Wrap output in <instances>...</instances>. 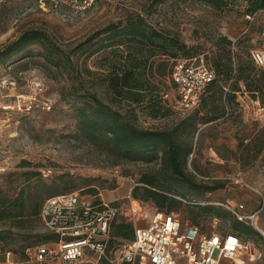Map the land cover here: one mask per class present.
<instances>
[{
    "label": "rangeland",
    "instance_id": "obj_1",
    "mask_svg": "<svg viewBox=\"0 0 264 264\" xmlns=\"http://www.w3.org/2000/svg\"><path fill=\"white\" fill-rule=\"evenodd\" d=\"M151 2L89 0L90 4L79 10L63 7L55 11L44 9L40 0H0V50L27 30L46 31L60 48L71 54L78 70L86 66L94 72L87 74L83 70L84 86L122 112L129 110V106L111 101L101 83L95 81L101 72L98 62L103 52L87 57L88 52L83 49L89 43L94 48L100 38L98 32L128 15H142L154 28L172 32L181 42L197 50L191 57L180 56L179 59L198 58L211 65L218 53L220 36H226L235 44L232 48L236 57L246 58L242 53L244 46L249 50H264V11L244 16V3L240 0L222 11L196 0H163L152 7ZM84 43L87 44L81 45ZM29 48L34 54L29 59L36 63L29 70L14 73V65L0 66V190L10 197L22 189L29 195L36 190L35 195L43 201L52 187L60 191L69 189L67 192L93 185L102 192L104 200L116 201L124 212L129 202L125 195L129 192L130 180L138 182L143 174L157 172L158 163L131 162L111 166L103 155L75 138L74 111L70 106L74 99L68 97L70 103H66L62 92L68 91L81 78L75 70L68 75L63 67H47L37 55L39 46L33 44ZM235 62L238 64L237 58ZM166 83L164 88L171 98L172 88L168 81ZM241 88L242 92L236 95L238 105L213 123L200 126L192 139L194 152L190 155L188 170L197 182L223 186L202 197L189 194L180 198L183 204L172 212L180 220H186L187 206L191 203L212 204L228 211L238 209L246 217L241 222L261 235L245 240L240 237L248 245L246 255H256L252 264H264V156H257L253 148L259 138L264 139V120L257 116L254 101L258 100L262 106L264 102L253 98L244 86ZM26 101H32L29 111L8 107ZM172 110L169 116L156 119L137 111L136 123L156 130L171 128L186 116L177 109ZM23 172L40 175L27 182L22 177ZM140 205L149 215L155 208L151 202H140ZM254 214L255 218H248ZM120 220L127 219L121 215ZM199 223L208 232L231 231L228 219L205 216ZM0 230L12 236L8 243H0L2 252L10 251L22 264H38L25 257L27 247L23 246H33L37 242L34 236L44 233L39 220L28 222L23 230L14 228L9 222L0 223ZM127 243L128 240L122 239L117 249H123ZM13 249L18 252L14 253ZM118 256L119 252L113 254L114 264H121Z\"/></svg>",
    "mask_w": 264,
    "mask_h": 264
},
{
    "label": "trees",
    "instance_id": "obj_2",
    "mask_svg": "<svg viewBox=\"0 0 264 264\" xmlns=\"http://www.w3.org/2000/svg\"><path fill=\"white\" fill-rule=\"evenodd\" d=\"M162 1L152 0L150 6ZM196 1L214 10L222 11L239 0ZM240 2L244 3V16L250 17L259 11H264V0H240ZM97 35L100 38L95 42L96 46L92 48L93 45L88 42L83 50L88 52L87 57L103 52L98 62L101 72L95 81L101 83L111 101L129 106V110L125 112L114 109L95 91L84 86L83 70L87 74L94 72L86 66L78 70L71 60V54L60 48L46 31L27 30L2 48L0 66L14 65L12 68L14 73L29 70L32 64H36L29 59L34 55L29 47L34 44L39 46L40 52L37 55L42 57L47 67H63L68 75L75 70L74 73L79 75L81 81L72 85L68 91L62 92V98L66 103H70L68 97L74 99L70 104L74 111V137L103 155L111 166L131 162L158 163L157 172L143 174L139 178L138 182L142 185L133 188L134 199L151 202L155 209L170 213L183 204L180 198L184 199L189 194L202 197L221 188L223 185L220 183L210 185L197 182L188 170V161L194 152L192 139L200 126L213 123L229 114V110H233L238 105L236 95L237 92H242V86L253 98H260L264 102V68L255 65L251 58V50L244 46L242 53L246 54V58L241 55L236 57L232 48L235 44L226 36H220L217 42L218 53H215L211 65H208L214 71L215 79L205 87L198 106L189 112H183L174 107L171 101L173 96L169 98L164 86L168 81L173 93L170 74L174 62L180 56L191 57L190 55L197 50L181 42L172 32L154 28L140 14H131L124 20L110 23ZM85 44L87 43L81 45ZM238 46H240L239 42ZM236 58L238 64L235 62ZM230 81V91L225 92L224 86ZM173 108L185 113L186 116L171 128L156 130L140 127L136 123L137 111L156 119L169 116ZM253 148L257 156H264V139L259 138ZM39 175L38 172H23L22 177L30 182ZM66 190L60 191L57 187H52L43 201L56 194L75 191L65 192ZM83 191L98 192L93 185ZM34 192L29 195L22 189L16 196L10 197L0 190V223L9 222L14 228L23 230L28 222L38 220L41 222L39 213L43 201ZM187 207L188 218L202 230L204 228L200 226V218L212 216L228 219L231 231L244 240L255 235L261 237L255 228L239 221L231 211L219 206L191 203ZM34 237L37 238V242L33 246L23 247L33 248L54 238L47 233L36 234ZM133 237L132 223L115 222L111 230L109 248L115 250L119 241L124 239L130 242ZM11 239V235L0 230V243H8ZM13 252L17 253L18 250L13 249ZM25 257H27L26 251ZM96 264L111 263L101 259ZM121 264L128 263L121 262Z\"/></svg>",
    "mask_w": 264,
    "mask_h": 264
},
{
    "label": "built area",
    "instance_id": "obj_3",
    "mask_svg": "<svg viewBox=\"0 0 264 264\" xmlns=\"http://www.w3.org/2000/svg\"><path fill=\"white\" fill-rule=\"evenodd\" d=\"M40 3L44 9L55 11L63 7L79 10L90 4L89 0H40ZM250 53L255 65L264 68V50L252 49ZM214 79V71L203 60L177 59L170 74L174 107L183 112L193 110L205 87ZM230 84L231 81L224 86L225 92L230 91ZM254 103L257 116L264 120V106L258 100ZM14 106L24 111L33 107L32 101L8 107ZM130 182L125 195L129 202L124 212L116 201L104 200L101 191L76 190L46 198L39 216L43 232L54 238L28 248L27 258L38 264H96L101 259L114 264L113 254L119 252V261L128 264H252L255 261L256 255H246L248 245L233 231L208 232L189 218L180 220L173 212L155 208L149 215L141 207V201L132 196L133 188L142 184L133 179ZM230 211L239 221L246 218L238 209ZM121 215L127 219L124 222L133 224L134 237L123 249L112 250L109 248L112 226L122 221Z\"/></svg>",
    "mask_w": 264,
    "mask_h": 264
},
{
    "label": "crops",
    "instance_id": "obj_4",
    "mask_svg": "<svg viewBox=\"0 0 264 264\" xmlns=\"http://www.w3.org/2000/svg\"><path fill=\"white\" fill-rule=\"evenodd\" d=\"M0 264H22L19 262L16 258L15 254L10 253L8 255V252H2L0 250Z\"/></svg>",
    "mask_w": 264,
    "mask_h": 264
}]
</instances>
